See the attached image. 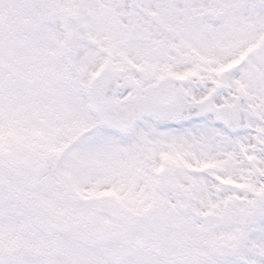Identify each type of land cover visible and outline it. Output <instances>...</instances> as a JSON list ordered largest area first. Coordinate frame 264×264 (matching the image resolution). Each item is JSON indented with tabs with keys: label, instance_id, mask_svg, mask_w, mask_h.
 <instances>
[{
	"label": "snow or ice",
	"instance_id": "snow-or-ice-1",
	"mask_svg": "<svg viewBox=\"0 0 264 264\" xmlns=\"http://www.w3.org/2000/svg\"><path fill=\"white\" fill-rule=\"evenodd\" d=\"M85 37L38 62L47 96L9 147L72 148L86 171L49 163L55 206L6 187L9 243L64 246L68 264H264V0H88ZM62 41V42H60ZM0 264H18L0 254Z\"/></svg>",
	"mask_w": 264,
	"mask_h": 264
},
{
	"label": "rangeland",
	"instance_id": "rangeland-1",
	"mask_svg": "<svg viewBox=\"0 0 264 264\" xmlns=\"http://www.w3.org/2000/svg\"><path fill=\"white\" fill-rule=\"evenodd\" d=\"M88 0H0V63L3 67L0 75V119L12 120L21 124L27 123L41 105L50 111H61L65 100L45 85L49 94L37 84L38 62L46 59L45 49L51 51L59 41L56 27L62 28L64 20L73 14L77 17L81 38L85 37L89 17L110 9L86 7ZM103 3V0H99ZM62 42V41H60ZM22 84H17V79ZM75 138L63 142V147L50 151H29L19 146L9 147L8 142L0 138V158L15 165L23 174L21 186L33 182V170L39 168L47 172V158L55 153L53 166L58 172L71 178L86 171V162L78 150L72 148ZM39 198L49 205L55 206L51 199L53 193L42 179L39 184L31 183ZM31 186V187H32ZM3 191L0 189V194ZM2 228V224H0ZM64 250L71 258L70 250ZM15 250H26L35 255L39 264H53L49 252L50 247L34 246L31 243L17 245L9 243L0 231V254L4 251L13 253Z\"/></svg>",
	"mask_w": 264,
	"mask_h": 264
},
{
	"label": "water",
	"instance_id": "water-1",
	"mask_svg": "<svg viewBox=\"0 0 264 264\" xmlns=\"http://www.w3.org/2000/svg\"><path fill=\"white\" fill-rule=\"evenodd\" d=\"M78 29H79L78 24L73 16L66 19L64 30L66 32V36L68 39H71L74 35L79 37ZM0 72H1V66H0ZM21 179L22 177L20 173L17 170H15L13 166H10L0 160V186L3 189L10 186L18 191V185L21 182ZM28 197L36 201L35 197H31V196ZM51 258L53 259L54 264H68L69 261L68 258L63 253L60 246L51 247ZM13 259H15L18 262V264H37L35 257H33L30 253L24 251L14 252Z\"/></svg>",
	"mask_w": 264,
	"mask_h": 264
},
{
	"label": "flooded vegetation",
	"instance_id": "flooded-vegetation-1",
	"mask_svg": "<svg viewBox=\"0 0 264 264\" xmlns=\"http://www.w3.org/2000/svg\"><path fill=\"white\" fill-rule=\"evenodd\" d=\"M31 183H33V182L31 181V182L27 183V184L23 187V189L26 190V191H28V192H29V190H30V191H33V192H36L35 190H33L34 187L32 186ZM31 186H32V187H31Z\"/></svg>",
	"mask_w": 264,
	"mask_h": 264
},
{
	"label": "bare ground",
	"instance_id": "bare-ground-1",
	"mask_svg": "<svg viewBox=\"0 0 264 264\" xmlns=\"http://www.w3.org/2000/svg\"><path fill=\"white\" fill-rule=\"evenodd\" d=\"M54 159H55V154H51L49 157H47V162L53 164Z\"/></svg>",
	"mask_w": 264,
	"mask_h": 264
}]
</instances>
